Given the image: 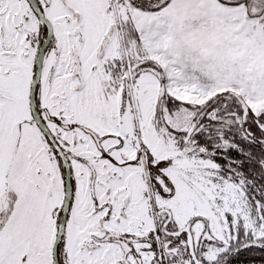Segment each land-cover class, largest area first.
Returning a JSON list of instances; mask_svg holds the SVG:
<instances>
[{"label": "snow or ice", "instance_id": "snow-or-ice-1", "mask_svg": "<svg viewBox=\"0 0 264 264\" xmlns=\"http://www.w3.org/2000/svg\"><path fill=\"white\" fill-rule=\"evenodd\" d=\"M0 264H264V0H0Z\"/></svg>", "mask_w": 264, "mask_h": 264}]
</instances>
